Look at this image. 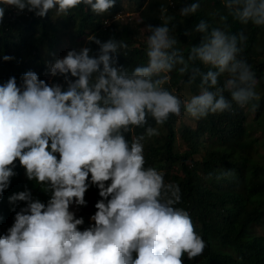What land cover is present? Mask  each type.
Wrapping results in <instances>:
<instances>
[{
	"label": "clouds",
	"instance_id": "1",
	"mask_svg": "<svg viewBox=\"0 0 264 264\" xmlns=\"http://www.w3.org/2000/svg\"><path fill=\"white\" fill-rule=\"evenodd\" d=\"M124 1L112 12L116 0H0V24L9 7L44 17L52 9L67 15L83 4L105 13L110 25L124 15L139 16L150 0L141 10L134 3L135 12L126 14ZM222 2L224 27L199 22L195 31L204 35L186 57L165 22L143 27L138 39L146 45V62L131 71L113 55L127 49L126 43L89 36L99 45L95 55L89 47L72 49L48 65L45 81L28 71L19 86L14 76L0 83V264H183L185 255L191 261L203 254L206 241L190 213L177 206L180 186L166 182L157 167L146 166L144 141L159 135V126L172 116L199 120L231 110L232 102L245 108L260 100L252 66L238 58L247 37L226 29L229 17L264 27V0ZM198 8L192 3L180 14L186 17ZM173 72L180 85L190 86L199 76L198 93L181 98L170 90ZM58 75L66 89L52 84ZM257 108L251 103L252 112ZM137 128L144 133L136 134ZM17 160L27 179L50 194L48 201L37 199L25 176H15ZM90 185L101 199L97 211L86 215L91 225L81 231L84 220L70 206L86 205Z\"/></svg>",
	"mask_w": 264,
	"mask_h": 264
},
{
	"label": "trees",
	"instance_id": "2",
	"mask_svg": "<svg viewBox=\"0 0 264 264\" xmlns=\"http://www.w3.org/2000/svg\"><path fill=\"white\" fill-rule=\"evenodd\" d=\"M129 1L134 2L138 10L143 7L144 0ZM118 3L116 0L109 11L119 10ZM192 3L199 4L197 12L181 16L180 9ZM221 14H227L222 0H150L135 20L106 25L105 13L96 14L83 4L67 15L58 16L52 9L44 17L27 9L18 14L15 8L9 7L0 24V83L14 76L19 86L22 74L28 71H34L45 81L49 75L48 65L69 50L78 51L80 46L89 47L90 56L95 55L99 45L89 41V36H95L101 42L115 39L126 43L127 49L120 48L113 55L118 57V65L131 71L146 62L143 47L146 45L138 39L141 28L160 26L165 22L170 35L177 39L175 47L186 57L190 47L199 45L204 35L195 31L196 25L204 21L209 28L224 27L219 19ZM228 25L226 30L232 34L243 33L247 37L239 45L243 50L238 58L245 59L252 66L260 100L250 102L245 108L232 102L231 110L209 114L193 125L183 126L179 130V143L175 138L176 117L172 116L163 125L165 134L159 130V135L146 137L144 141L146 166L163 171L166 182L178 183L182 201L177 206L190 213L196 232L206 241L203 254L191 261L185 255L183 264H264V159L261 162L251 160L243 151L252 141H259L264 149V27L251 23L243 25L231 17ZM134 35L137 38L133 39ZM5 55L14 58L5 61ZM202 71L206 69L202 68ZM178 79L173 72L170 90L174 88L176 94L179 95L182 88L199 90V76L190 86L178 84ZM223 82L224 77H221L220 84ZM54 83L67 87L59 75L53 77ZM224 95L231 99L227 91ZM251 103L258 104L255 111L258 115L253 119L250 116ZM149 124L157 127L151 119ZM248 130H259L258 135L243 141ZM144 131L135 129L136 134ZM126 138L131 139V135L126 134ZM207 140L214 141L217 146H209ZM14 171L16 177H26L18 160ZM26 183L35 190L37 199L43 203L48 201L50 194L43 195L45 191L34 180L27 179ZM100 199L99 189L90 185L85 193L86 205H75L74 209L79 210L75 216L84 220L78 226L81 231L91 225L86 223V215L97 211L95 204Z\"/></svg>",
	"mask_w": 264,
	"mask_h": 264
},
{
	"label": "rangeland",
	"instance_id": "3",
	"mask_svg": "<svg viewBox=\"0 0 264 264\" xmlns=\"http://www.w3.org/2000/svg\"><path fill=\"white\" fill-rule=\"evenodd\" d=\"M133 4L134 2H130L128 0H125L123 3V10L126 13H131V12H135L134 8H133ZM135 19H133L131 16L129 17H123V19L117 21L118 24H124L127 22H131ZM146 31V29H144L143 27L141 28L140 32H141V37L143 36L144 32ZM146 37V36H145ZM144 37V40H146ZM135 46V43L133 44V47ZM79 48H82V46H80ZM199 90H195V91H190L188 88H182L181 90H179V95L181 96V98H188L191 95L197 94ZM258 114L256 112H252V114H250L251 118L256 117ZM252 118V119H253ZM197 120H194L192 118L187 117L186 115H182L181 117H176L175 120V130H176V142L179 143L180 142V133L179 130L183 127V126H190L193 125L194 123H196ZM159 130L160 133L165 134V130L166 128L164 126H159ZM259 130H248L247 134H244L242 137L243 141L249 140L251 138H255L258 135ZM205 138V136H204ZM207 143H209V146H217L214 141L211 140H207ZM221 146V143L219 144ZM244 154L250 155L251 160H255L257 162H261L264 159V149L262 148V146L260 145L259 141H252L250 143L249 146H246L243 148ZM199 155H196V158H198ZM74 204L70 206V210L73 211L74 209Z\"/></svg>",
	"mask_w": 264,
	"mask_h": 264
}]
</instances>
